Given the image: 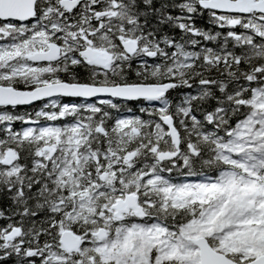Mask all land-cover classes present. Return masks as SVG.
Listing matches in <instances>:
<instances>
[{
    "label": "snow or ice",
    "instance_id": "6c2138e0",
    "mask_svg": "<svg viewBox=\"0 0 264 264\" xmlns=\"http://www.w3.org/2000/svg\"><path fill=\"white\" fill-rule=\"evenodd\" d=\"M0 264H264V0H0Z\"/></svg>",
    "mask_w": 264,
    "mask_h": 264
}]
</instances>
